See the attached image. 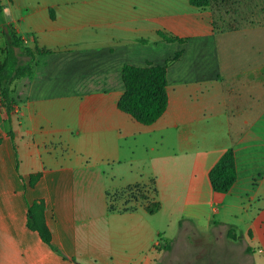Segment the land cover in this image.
<instances>
[{"label":"crops","instance_id":"1","mask_svg":"<svg viewBox=\"0 0 264 264\" xmlns=\"http://www.w3.org/2000/svg\"><path fill=\"white\" fill-rule=\"evenodd\" d=\"M225 1L2 0L0 62L6 26L50 54L0 121V264H264V0ZM165 62L167 108L142 125L117 107L121 68ZM57 67L76 87L60 91ZM230 148L237 179L217 194ZM151 181L157 213L109 211L106 194ZM35 199L52 248L26 226Z\"/></svg>","mask_w":264,"mask_h":264},{"label":"trees","instance_id":"2","mask_svg":"<svg viewBox=\"0 0 264 264\" xmlns=\"http://www.w3.org/2000/svg\"><path fill=\"white\" fill-rule=\"evenodd\" d=\"M7 1L11 3L12 0ZM188 2L196 9L205 10L209 7L211 0H188ZM3 11L4 6L0 0V16H3ZM6 27L7 32H4L5 57L0 64V121L9 126L18 104L12 97V82L31 76L37 65V59L50 54V52L37 46L32 48L25 46L23 39L18 37L11 27ZM157 35L168 42H182V40L173 38L162 32H158ZM178 56L179 54H176L174 59ZM166 65L167 62L163 65L147 64L142 67L124 65L121 68V81L124 92L118 101V109L142 125L149 126L154 124L163 115L168 104ZM8 136L11 149L14 153L15 171L17 173V152L14 135L11 130L8 132ZM39 178L40 174L30 176L28 187L33 189ZM18 179L20 180L22 189L25 190L26 187L23 185L21 176L18 175ZM236 179L235 155L233 149L230 148L222 154L210 170L209 181L215 193L226 194L230 191ZM152 181L150 183L153 186V199L145 198L142 200L143 203L138 206L142 207L150 215L157 213L160 209V203L156 200L157 192ZM131 187H136V185L128 186L124 189L126 190ZM106 196L109 211H130L127 209L116 210L112 207V203H115L116 200L114 199L110 202L108 201L110 194H106ZM26 226L30 231L36 232L44 244L52 248L51 235L45 220V205L41 199H35L31 204H27ZM228 238L235 239V236L228 233Z\"/></svg>","mask_w":264,"mask_h":264},{"label":"rangeland","instance_id":"3","mask_svg":"<svg viewBox=\"0 0 264 264\" xmlns=\"http://www.w3.org/2000/svg\"><path fill=\"white\" fill-rule=\"evenodd\" d=\"M3 2L10 4V2H8L7 0H3ZM218 4L225 7L226 1L225 0H211L209 8L217 9L215 6H217ZM3 40H4L3 39V29H2V26L0 23V55L2 57H3V51H1V50L4 46ZM1 63L2 62H0V64ZM67 71L71 72V71H73V68H71V69L70 68L69 69L64 68L62 70H61V67L56 68V75H57L58 81H59V84L57 85V87L60 89V91H64V90L67 91V90H70V89H73L74 87H76L75 85H73L71 83L72 80H74V79L67 80L66 78H64L63 72H67ZM75 71H76L75 73L77 75H80L81 73L86 72V69L81 68V69H76ZM17 158H18V155H17ZM152 191H153V186L151 185L150 182L140 183V184H136V187L127 188L126 190L123 188V189L118 190L116 192L110 193L108 201L112 202L114 199L116 200L115 203L114 202L112 203V207H114L116 210H119V211H121L122 209L132 210V209L140 206L143 203V201H142L143 199H145V198H148V199L152 198L153 199L154 194L152 193ZM114 194H116V195H114ZM228 233L232 234V231L229 230ZM227 237H228V234H227ZM232 240H235V239H232ZM219 242H220L219 248H220V250H222V248L225 245L223 244L221 239L219 240Z\"/></svg>","mask_w":264,"mask_h":264},{"label":"water","instance_id":"4","mask_svg":"<svg viewBox=\"0 0 264 264\" xmlns=\"http://www.w3.org/2000/svg\"><path fill=\"white\" fill-rule=\"evenodd\" d=\"M5 32H7V29H5Z\"/></svg>","mask_w":264,"mask_h":264}]
</instances>
